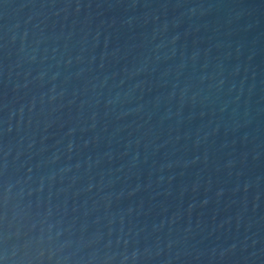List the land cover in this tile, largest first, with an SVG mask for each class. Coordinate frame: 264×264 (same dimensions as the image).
<instances>
[{
	"label": "water",
	"instance_id": "1",
	"mask_svg": "<svg viewBox=\"0 0 264 264\" xmlns=\"http://www.w3.org/2000/svg\"><path fill=\"white\" fill-rule=\"evenodd\" d=\"M0 264H264V0H0Z\"/></svg>",
	"mask_w": 264,
	"mask_h": 264
}]
</instances>
